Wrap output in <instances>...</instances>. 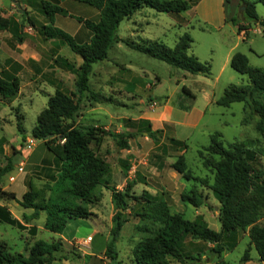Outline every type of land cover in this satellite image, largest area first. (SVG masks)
I'll return each instance as SVG.
<instances>
[{"label":"rangeland","instance_id":"374dc122","mask_svg":"<svg viewBox=\"0 0 264 264\" xmlns=\"http://www.w3.org/2000/svg\"><path fill=\"white\" fill-rule=\"evenodd\" d=\"M59 2L63 3L60 7L64 8L66 14H54L53 25L69 35L70 30L78 22H82L84 19L94 21L97 18L96 9L86 3L74 0ZM19 9L21 12L22 10L26 12L21 15ZM4 12L18 18L21 17L20 21L26 31L34 34L33 41H26L27 46L22 51L14 48L17 41L14 38L11 40V38L12 44L11 42L5 44V47H10L11 50L0 52V57L7 53L14 57L32 53L36 59L35 65L29 64V67L35 70L34 81L28 83L31 85V89L11 100L5 101L0 98V137L8 146L9 157L7 158L10 160L11 167L0 176V189L12 192L15 196L13 199H6L2 202L8 203L9 205L6 206L11 214L21 219L22 213H30V209L22 208L18 204L21 193L27 188V181L29 180L36 187H40L44 185L45 181L49 182L48 175L54 172L49 158L51 154L40 140L31 137V127L35 123L36 115L45 106L47 97L53 92L54 84H59L69 91L73 90L74 74L66 70L61 62L53 59V54L59 49V53L56 52L57 55L65 58L72 65L76 64L79 56L70 51L66 45L55 47V40H45L37 33L39 24L43 23L45 19L36 9L34 2L27 5L24 0L16 2L0 0V14ZM254 12L258 20L264 21V6L261 3L254 4ZM25 16L33 21V26L25 20ZM236 18H240L238 13ZM244 21L248 23V31L242 38L236 37L237 28L230 22L221 30L209 29L203 21H199V26L194 25L195 21L190 22L192 27L187 26L184 32H187L191 37L188 53L197 56L199 61L209 65L207 74H190L134 50L121 42L113 43L108 48L105 58L91 64L88 84L90 91L97 95L92 99L89 92L84 93L87 96L86 99H83L84 106L81 107L84 114L78 117V124H97L102 129L103 126H106L107 131L124 133L127 131L128 121L126 119H132L137 115L153 118L158 115L164 105L171 108L170 112H166V120L169 123H163L160 131L155 133L156 140L153 141L148 137L143 138L140 135L136 136L138 138L135 136L127 138L129 145L138 150L137 156L131 155V158L134 157V159L125 160L130 167L132 164L134 166L133 170L132 167L127 169L129 172L123 169V165L120 163L123 159L120 155L124 151L120 150L121 148H118L109 136L102 137L101 142L105 145V150L101 149L102 153L104 155L112 153L108 156L107 161L110 170L113 171V175L111 173L107 179L108 185L114 186L118 181L123 182L122 179L127 174L130 178L126 177L124 182L129 181L135 173H138L142 177L145 176V181H148L157 192L162 191L161 194L171 210L181 213L187 219H193L194 210H199L208 225L217 230L216 202L209 190L206 188L201 190V194L204 196L202 207L199 206L197 209L179 200L178 194L182 192L180 182L185 184V190L190 187L192 182L181 180V176L169 166L178 151L182 149L186 169L193 176H206L210 182L212 174L202 166L197 153V151L203 152V147L209 144V135L218 132L219 139L224 146L232 140L250 141L253 153H251L249 161L255 167H259L264 176V141L254 129L256 115L251 113L243 102H232L228 106H221L215 102L227 85L248 83L246 75L233 70L229 66L228 59H225V53L230 46H232L229 51L230 55L234 52H241L246 56L250 65L264 69V34L260 31V24L258 21L246 19ZM182 33L183 31L176 24L175 18L169 13L155 11L147 6L136 10L128 18L122 19L116 28V34L123 39L133 42L157 40L169 47ZM74 41L80 42V39L74 37ZM29 46L32 48L31 51ZM132 75L135 78L131 79V83H129L127 79ZM104 78L106 80L102 81ZM115 78L118 79V82L113 85L120 92L114 91L112 99H108L107 95L112 94L109 92V83ZM58 79L61 83L58 82ZM147 84L149 87H146ZM182 86L192 94L191 100L181 92ZM183 95L185 99L182 103L189 106L187 110H180L176 107L179 97H183ZM258 100L264 103V93L258 97ZM151 101H156L152 110L150 109ZM16 116L21 117L19 121L23 128L22 132H19L15 127V120L18 119ZM168 137H173L174 140L181 143L180 150L179 148L174 149L169 143ZM6 142H10L12 145H22L23 148L11 154V145ZM5 160L4 155L1 154L0 161L5 162ZM18 161L22 163V166L25 164L22 172L17 171ZM157 165L159 168H156ZM156 173L160 175L158 181L155 178ZM9 175L14 177L13 182L7 180ZM110 206L109 191L102 188L101 198L90 206L95 209L96 218L94 220L89 217L76 218L68 221L60 233L64 243L61 242L60 249L54 253L56 258L51 264H116L115 260L110 262L109 257L103 254L108 240L110 224L108 216L114 210L113 206H111L112 208ZM43 216L44 214L40 213L37 219L31 220L37 227V232L33 236L25 230H18L0 223V239L5 241L12 251H22L35 238L45 241L53 240L52 237H56V234L41 227ZM127 218L130 221L124 223L120 236L115 242L116 256L120 264H134L130 260V249L138 238L135 230L137 217L128 215ZM92 229L96 231L91 233ZM87 234H92L90 243L80 240ZM246 243L245 233H240L236 245L229 251H222L219 255L211 251V246L204 244L201 249L203 253L199 254H202V257L193 251L191 253V247L184 245L187 257L180 264H205L217 259L224 260L228 264H238V258ZM254 254L255 251L251 249L250 255ZM171 264L178 263L171 261ZM259 264L264 263L259 262Z\"/></svg>","mask_w":264,"mask_h":264},{"label":"trees","instance_id":"16d2710c","mask_svg":"<svg viewBox=\"0 0 264 264\" xmlns=\"http://www.w3.org/2000/svg\"><path fill=\"white\" fill-rule=\"evenodd\" d=\"M16 2L17 0H12ZM27 5L34 2L36 9L43 15L45 21L39 24L37 33L45 40L53 39L59 45H66L70 51L79 56V62L70 64L60 55L53 59L60 61L66 70L74 74L73 90H66L59 84H54L53 92L47 97L45 106L38 112L30 135L40 140L51 154L53 173L48 175L49 182L36 187L30 181L20 195L18 204L30 209V213H22L21 219L14 217L5 204H0V223L7 224L18 230H26L30 235L36 234V224L31 222L43 213L41 227L59 235L71 219L87 218L92 213L90 206L99 201L102 188L109 191L113 212L110 216L108 240L103 254L110 261L116 259L115 242L127 216L137 217L135 230L138 238L130 249V260L134 264H178L187 257L184 242L187 238L211 244V251L219 255L222 251L231 250L237 243L240 233H245L247 243L238 258V264L250 260V250L255 251V260L264 263V176L259 167L250 163L253 150L250 141L232 140L224 146L219 139V133L209 135V144L203 147V152L197 151L204 168L212 174L211 181L206 176H193L186 169L183 154H177L170 167L183 179L191 180V186L179 193V200L193 207L202 204L201 190L206 188L216 202V220L218 229L209 227L201 215L187 219L181 213L170 209L167 202L157 194L147 190L133 192L135 181H125L121 189L110 186L107 178L110 166L99 150L102 137L107 135L118 148H127V138L133 133H115L93 124L77 123L86 99L85 92L92 99L97 93L90 91L88 75L93 62L106 57L108 48L116 42L142 52L150 57L164 61L175 68L190 74H207L209 65L199 61L188 53L191 37L183 32L178 35L171 47L161 41L146 40L133 42L118 37V23L128 18L143 6L155 11L177 13L185 10L196 0H74L86 3L97 10L96 20H82L88 30L86 41L76 42L74 37L53 25V15L65 11L58 5L61 0H24ZM264 0H240L244 4L241 11V21H258L260 31L264 34V21L258 20L254 12V4ZM22 10L21 15L25 13ZM25 20L33 26V21L25 16ZM232 22L239 20L234 17ZM22 22H17L12 16L0 17V30H6L21 43ZM241 25L237 26V30ZM229 66L247 77V84H229L224 87L216 104L228 106L232 102H243L251 113L256 115L254 129L264 141V103L258 97L264 93V69L252 66L241 52H234L229 58ZM58 82L61 81L58 79ZM19 80L16 76L8 79L0 76V98L7 101L14 98L18 91ZM181 92L188 98L193 96L187 88L181 87ZM179 97L177 107L187 110L188 105ZM15 127L23 131L20 116H16ZM129 120V119H126ZM136 132H144L151 140L160 129L151 130L149 121L138 118L134 121ZM135 134V135H138ZM169 143L177 149L181 143L168 137ZM128 165L124 164L123 169ZM10 169L7 161L0 167V176ZM12 192L0 189V200L13 199ZM51 241L35 238L22 251H12L5 241L0 239V264H51L56 258L54 253L61 247V238L53 237ZM120 264L119 260H115ZM205 264H228L217 259Z\"/></svg>","mask_w":264,"mask_h":264},{"label":"crops","instance_id":"0c3cea01","mask_svg":"<svg viewBox=\"0 0 264 264\" xmlns=\"http://www.w3.org/2000/svg\"><path fill=\"white\" fill-rule=\"evenodd\" d=\"M61 1H63V0H61ZM58 5L62 6L63 3L59 2ZM241 5L242 4H240V0H196V2L194 4L190 5L185 10L177 12V13H169V14L173 18H175L176 24L179 26L180 29H182L183 32L186 31L187 26L190 25L191 21H195L194 25L197 24L198 26H199V21H203L205 24L208 25L209 29H213V30H221L226 24H228L230 22L232 25L236 26V28H237L238 25H241V28L239 30H237L238 32H237V36L236 37L242 38L243 35L248 31V23H246L245 21H241V11L243 10V9L240 10V6ZM62 9L64 10V8H62ZM238 12H240V18H238L239 21L238 22H232L231 19L236 17ZM95 13L97 14V10H96ZM8 16H12L14 18V20L17 21L18 23L21 22L20 21L21 17L18 18V17H15L13 15H10L9 13H5V12L0 14V17L6 18ZM190 26L192 27V25H190ZM20 30H21V37L23 38V40H22L21 43L17 42L15 44L14 48L22 51L24 49V47L27 46L26 45L27 44L26 41H30V42L33 41L34 34H31V33L27 32L26 28L24 26H22ZM70 35L73 36V37H77L78 39H80V42H83V41H86L87 38L89 37V32L87 31V29L85 27H83L82 22H78L77 25L73 26V28L70 30ZM10 39L13 40V37L10 35L9 32H7L6 30H0V52H6L8 50H11L10 47H5L6 43H8V42L10 43L11 42ZM11 44H12V42H11ZM54 46L55 47L58 46V42L57 41H56V44H54ZM60 46L62 47L63 45H59V47ZM231 47L232 46H230L227 49L226 53H225V59L226 60L228 59V61H229V58L231 56L229 54V51H230ZM29 49H30V51L32 50V48L30 46H29ZM56 52L59 53V49H57ZM56 52L53 54V58L55 56H57ZM196 58H197V56H196ZM78 62H79V60L76 62V64ZM35 63H36V59L34 58L32 53H26L25 55L22 54L21 56H18V57L11 56L10 54L8 55V53H7V54H5V56L0 57V76L2 78H5V79L10 78L11 76H16L18 78V80H19L18 91H17L16 95L14 96V98L17 97V96L20 97L24 92H26L27 90L31 89V85H28V83H32L34 81L33 77H34V71L35 70L31 69L29 67V64L35 65ZM184 74H183V76H184ZM134 78H135V76L132 75V76L129 77V79H127V81L129 83H131L130 82L131 79H134ZM105 80H106L105 78L102 79V81H105ZM117 82H118L117 78H115L114 81H112V80L110 81V83H109V85H110L109 86V92H111L112 94H108L107 95L108 99H112V95H114V93H113L114 91L117 92V93L120 92V91H118L119 89L116 86L113 85V84H117ZM178 109H180V108H178ZM161 110L158 113V115H156L153 118L152 117H146V116H143V115H137L136 117H134L132 119L128 118L129 120H127L128 124H127V127H126L127 131H124V132H131V133H133L132 136L136 137L137 135H134V132H136L134 121H136V119H138V118H142V119L148 120L149 121V127H150L151 130L161 129L163 123H169L166 120V116H167L166 112L167 113L170 112L171 108H169L167 105H164ZM83 114L84 113L82 112L81 115H83ZM152 121H153V123H152ZM93 125L97 126V124H93ZM103 129L106 130L107 129L106 126H103ZM138 135L143 136V138L148 137V136L145 135L144 132H142V133H140ZM136 138H138V137H136ZM3 141H4V139L2 137H0V155L1 154H2V156L4 155L6 160H5V162H1L0 161V167H3L6 164L7 161L10 163V160L7 158V157H9V155L7 153L8 146L6 144H4ZM6 143H9V145H11V148H10V150H11L10 153L11 154L15 153V151L18 152V151L21 150V148H23L22 145H19V144L12 145L10 142H6ZM102 148L105 150V145H104V143L101 142V144L99 146L100 152H102V150H103ZM120 150L124 151L122 153V155H120V156L123 157V159L121 160L120 163H122L121 165L127 164L128 165L127 169H129L130 165L125 160L130 161V159H134V157L131 158V155L137 156L138 155V150L133 148L132 146H130L128 142H127V148H121ZM179 150H180V148H179ZM182 152L183 151L181 149V151H178V154H181ZM110 154H112V153H109L108 155H104L103 154L105 159H106V161H108V158H109L108 156ZM44 157H42V158H44ZM18 162L16 164V168H17ZM23 166H25V164H23ZM23 166H22V169H23ZM131 167L130 168L133 170V168H134L133 164L131 165ZM156 168H159V166L157 165ZM22 169H21V172H22ZM18 172H20V171H18ZM111 173L113 175V171L110 170V175L108 176V178L111 176ZM126 177L130 178V176L127 174L122 179L123 182L118 181L117 184L114 185V187L116 186L117 189H121V186L123 185L124 180H125ZM144 177L140 176L138 173H135V175H133V177L131 178V180L135 181V183L133 185V192L134 193H139V191L144 189V190H147L148 192H150L151 194L159 195L160 197H162L165 200V198L161 194L162 191L160 190L159 192H157V190L155 188H153L150 185V183H148V181H145L146 179ZM159 177H160V175L156 173V175H155L156 181L159 180ZM181 180L191 181V180H185L182 177H181ZM13 181H14V177H13V180L9 181V182H13ZM180 184H181V188H182L181 191H184L185 190L184 187H186L185 184H182L181 182H180ZM191 184H190V186H191ZM162 188H163V185H162ZM25 190L26 189H24L23 191H25ZM2 201L3 200H0V204L9 205L8 203H4ZM111 206H112V204H111ZM198 207H195V208L197 209ZM200 207H202V206L200 205ZM90 211H91L92 214H91V216H89V218H92L94 220V218H96V216H97L96 213H95L96 211L93 208H90ZM196 214H199V215L202 216V214L199 212V210H194V215H196ZM110 216H111V214L108 216V219H109L108 222L109 223H110ZM14 217H16V216H14ZM202 217L204 218V216H202ZM204 220H205V218H204ZM127 221H130V220H127ZM136 222H137V220H136ZM207 225H208V223H207ZM109 226H110V224H109ZM94 231H96V230L92 229L91 233H94ZM36 232H37V229H36ZM119 234H120V232H119ZM57 236H59L61 238V242L64 243V239L60 236V234L59 235L56 234V237ZM119 236H118V238H119ZM80 240H86L88 243H90L92 241V234H87L85 238H81ZM204 244L206 246H211V244H209V243H203V242H200L198 240L189 239V238H187L185 240V242H184V245H189L191 247L190 248V249H192L191 253L193 251L196 255H198L200 257L203 256L202 254L201 255H199V254L203 253L202 252L203 250L201 251V249L204 247ZM87 255H89V254H87ZM91 256H95V255H91ZM250 256L252 257L250 260H247V261L242 262L240 264H259V262L255 260V254L254 255H250ZM115 260L117 261V256H116ZM110 262H112V261H110Z\"/></svg>","mask_w":264,"mask_h":264},{"label":"built area","instance_id":"2783aa9c","mask_svg":"<svg viewBox=\"0 0 264 264\" xmlns=\"http://www.w3.org/2000/svg\"><path fill=\"white\" fill-rule=\"evenodd\" d=\"M146 87H149V85L147 84ZM156 104V101H151L150 103V109L152 110L154 108V105ZM22 169V163L19 162L18 165H17V171H21ZM8 181H12L13 180V176H8Z\"/></svg>","mask_w":264,"mask_h":264},{"label":"water","instance_id":"95a60500","mask_svg":"<svg viewBox=\"0 0 264 264\" xmlns=\"http://www.w3.org/2000/svg\"><path fill=\"white\" fill-rule=\"evenodd\" d=\"M16 6H18V4H16ZM244 8V5L242 4L241 6H240V10H242ZM18 11H20L21 12V10L19 9ZM238 16L240 17V12H238Z\"/></svg>","mask_w":264,"mask_h":264}]
</instances>
